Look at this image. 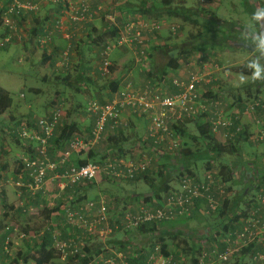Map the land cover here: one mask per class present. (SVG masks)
<instances>
[{"label": "built area", "instance_id": "built-area-1", "mask_svg": "<svg viewBox=\"0 0 264 264\" xmlns=\"http://www.w3.org/2000/svg\"><path fill=\"white\" fill-rule=\"evenodd\" d=\"M42 1L63 4L73 24L92 20L95 15L102 12L101 7L93 10L87 0H81L78 6L69 5L68 0ZM21 10L36 11L37 5L20 0H8L1 16L3 26L9 27L12 35L18 39L20 38L11 15L18 14ZM105 18L109 23L116 25L115 16L112 14H106ZM155 27L158 29L157 26ZM54 28L63 32V22L56 21ZM172 29L174 31V28ZM64 36L68 37L67 34ZM115 36L114 41L106 43L100 51L102 59L100 72L103 76L111 72L113 63L109 57L112 50L126 44L136 43L142 46L134 62L143 69L149 67L150 59L144 49L145 39L135 23L127 21L123 27L118 28ZM9 42L8 36L1 41V44L3 46ZM37 43L40 48L53 43L51 32L38 35ZM70 55L71 45L69 44L59 55V65L62 69L69 68ZM186 65H191V62L188 61ZM206 68L204 67V70ZM213 68H217V65H213ZM213 80V72L192 70L187 77L172 78V85L176 92L171 94H165L157 88L159 83L155 81H148L140 88L128 83L123 88L111 92V98L104 103L89 102L86 112L92 118L93 125L88 138L78 133L73 134L64 142L65 148L56 150L53 157L49 153V142L61 125L62 109H53L49 115L39 118H36L34 114L25 117L22 121L11 125L10 131L4 130L23 141L25 146L36 143L32 154L19 158L21 171L13 184L16 188L36 196L45 190L47 183H58L64 186L101 180L122 183L143 176L150 169V160L143 155L137 161L106 158L100 163L89 161L82 166L71 159V156L75 155L77 161L85 160L86 158H82V155L87 154L96 143L105 139L108 129L112 133L125 130L128 123L123 117L127 114L139 115L148 120L146 137L143 140L149 145L151 152L156 153L155 159L178 156L182 143L175 132V126L179 127L183 123L190 122L198 115H205L204 119L208 122L211 133L222 144L233 142L242 136L245 131L243 124L245 116L255 125L254 132L250 133L249 141L264 142V100L258 97L245 101L242 108L238 107L239 109L233 108L222 95L217 99L207 100L204 98L206 91L203 89ZM241 169V167L234 168L235 179L240 178L239 170ZM247 171L246 178L256 185V190L251 195L254 200L253 205L248 209L247 215L240 219L238 227L230 231L224 239V249L213 251L214 263L227 264L243 250L252 247L250 253L252 264H264V180L262 178L264 175L261 169L253 166H248ZM179 182L180 184L170 190L162 200L158 201L156 197H153L150 205H144L135 212L126 211L114 227L110 225L109 203L102 196L77 202L79 205L76 209H67L64 215L66 223L83 231L87 237L106 240L114 231L137 233L146 224L158 225L177 216L189 217L197 202H201L207 212H215L224 199L228 198L226 186L221 182L217 172L204 173L200 180L184 174ZM51 238L52 249L61 262L66 263L74 259L76 260L74 262L79 263V259L86 256V246L83 243L64 239L60 231L51 233ZM88 264H128V261L121 252H113L100 255ZM144 264H173V261L171 257H166L162 253L161 246L157 244Z\"/></svg>", "mask_w": 264, "mask_h": 264}, {"label": "crops", "instance_id": "crops-1", "mask_svg": "<svg viewBox=\"0 0 264 264\" xmlns=\"http://www.w3.org/2000/svg\"><path fill=\"white\" fill-rule=\"evenodd\" d=\"M7 1L8 0H3L4 4H2V6L7 4ZM21 1L36 4L37 10L23 14V16L18 20L20 21L19 24L21 26L23 37L20 40L15 39L13 44H21L22 49L24 50V56L26 54L27 57L26 61L32 66L35 65L34 58L37 54V48L41 54L40 63L45 69L47 68V71L52 69V74H55L54 71H64V69L59 68V55L69 44L71 45L69 67L72 62H77L78 60L82 63H84V61L90 63V52L95 53L96 57L99 58L100 49L106 43L110 42L109 40L113 35L111 33H115L116 35L118 33V28L123 27L124 24L129 21L135 23L143 33L145 39L144 49L147 57L150 59V64L147 69H143L142 66L137 64L141 67V69L136 68L137 71L134 70L132 73L130 69H132L133 66L126 65V63L128 61L131 63V60L136 58L137 52L143 47L136 43L122 46L119 49L121 51L114 54V58L111 60L113 66L120 68L122 75L125 74L124 78H122L123 80L118 82L117 90L121 89V83L124 82L123 87L130 83L124 81L125 79L127 80L126 77L129 76V80L132 81L131 84H133L136 88H140V86L144 85L145 82L155 81L159 83L157 88H160L165 94H171L175 93V88L172 85V78H184L188 76V73L191 70H203L213 72L214 80L212 84H209L211 85L210 88L212 91L222 95L228 103L231 100L233 101V99L235 101L239 95H248V92H250L248 87L243 90L242 86H238L241 81V78L238 75L244 74L241 71H238V68L250 67L249 64H243V61H245L247 57L244 58L239 52L243 49V46H247L253 42L250 37L245 35L244 23H240L239 26H229L223 18H218L217 20H219V22H217V24L207 22L202 26L203 34L200 36L199 40L200 44L204 43L203 45L196 44L194 36L190 35L189 40L180 46V43L178 44V41L175 40L176 36L174 33L172 35L171 31L173 29H169L171 19L168 18H174L176 16L171 17L165 13L164 0H87L93 10L98 7H102L103 10L99 15H95L92 20L85 21L82 24H73L70 22L68 13L62 4L45 3L42 0ZM80 1L81 0H68V4L78 6ZM171 2L173 6H176V4H174L175 0H171ZM106 14H112L115 16V19L117 20L116 25H113L106 20ZM58 20H61L64 24L63 32L55 30L54 28V25ZM155 26H157L158 29ZM47 31L51 32L53 43L48 44L45 48H40L36 44L35 38L37 35ZM65 34H67L69 38L64 36ZM231 34L236 36L233 38L235 41L240 39L235 42V45H232L231 42L227 40V37ZM3 35L4 33L1 34V38ZM241 37L245 38L241 39ZM191 46L192 50H190ZM248 53L254 55L256 54V51L254 50L252 53L249 51ZM117 58H121V61ZM173 58L177 61V67H174L175 69H169L167 71V76L162 79V73L165 70V67H167V63ZM188 61L191 62V65L189 66L186 65ZM120 63L124 65L122 66ZM213 65H217V68H213ZM82 66L84 67L83 64ZM204 67L207 68L204 70ZM52 74L50 76H53ZM98 74L102 75L100 68L97 66L93 69V74L89 73L86 77H94L93 79H96V77H99ZM47 79L48 77L44 76V80ZM209 85L205 87L206 90L209 89L207 88ZM94 87H96V85ZM101 88H99L100 92H98V95L102 96L104 101H107L111 98L112 91L108 87L102 90ZM38 91L39 93L41 92L40 90H34L33 94L37 96L35 93ZM51 110H53V108L49 107L45 108L43 111H46V114L49 115ZM123 118L129 124V127L127 126V128H131L133 135L140 136V128L142 127V124L144 125L143 136L146 134L148 120L145 117L127 114ZM20 120H18V122ZM250 120H248L249 124L247 120H244L243 124L247 131L252 133L254 132L255 125L251 123L252 121L250 122ZM74 121L77 123L79 128L76 133L88 138L90 129L93 125L92 118L85 120L83 118L76 117ZM65 123H67V120L63 121L62 119L61 125H64ZM11 125L15 124L9 122L7 131H10ZM189 125L194 126L193 124L188 123L186 124V129L182 128L188 132ZM58 129L59 127L56 132H54V136L49 142V153L52 157L54 156L53 153H55L56 150L60 151L59 149H63L66 146L64 143L65 141L61 142L58 140L60 136ZM112 135H115V133L112 134V131L108 129L106 133L107 137H105L106 144L104 148L100 150L98 148L96 149V146H93L87 154L82 155V158L89 160V158L92 157L93 161L96 162L102 160L103 157L106 159L109 155H112L116 158H123V160L126 161L129 156V154H127L128 148H126L127 143H121L119 146H116V149L112 148L111 144L108 143L107 140ZM138 138L139 137H137V139ZM15 140L16 145L20 148V153L13 154L9 145L4 148L7 149L5 151H1L2 149H0V157L4 156L2 162L0 161V185L2 186V193L0 194V264H36L37 255L35 254V251L37 246L42 244V238L47 236V234L51 235L54 231H61L64 223L66 224L64 216L66 210L76 209L78 207L79 203L74 201L72 192L76 193L77 191H80V195L85 197L83 201L97 199L98 196L100 197V194H96V192H88L87 188L90 185L88 186L87 184L89 183L74 186L66 185V187L64 185H57L56 183H47L45 190L36 196H32L26 190L16 188L13 182L16 180V176H18L21 171L19 158L32 154L33 145L25 146L23 143L21 144L17 138ZM131 141H133V143H131V147H134V153H139V151H141L139 148H143L144 146L141 143H134L136 139H132ZM71 159L72 161H77L75 155H72ZM162 161L164 160L162 159ZM108 182L109 181L101 180L90 187L97 189L99 192L105 190L108 185L115 187V189H121L122 196L119 195V198L114 201L109 197L111 194L107 192L108 188L106 193L101 195L102 197H105L109 203L110 225L112 227L117 224L118 219H121L123 214L128 211V209L129 211L135 212L138 208L144 205H150L152 202L146 201V197L152 196V192L145 193L140 189L143 184L147 185L143 179L122 183ZM232 188L233 186L231 187V190ZM68 191L71 192V194L69 195V199L66 201L64 194ZM234 193L233 197L237 194L236 190ZM53 197L58 198L54 200L52 199ZM44 204L45 209L43 215L45 216L46 226L43 232L36 236L33 234L34 232L27 231L29 230L32 222L28 220L29 218H27L25 214L28 211L38 208V206H43ZM214 217L215 216H210L209 214L204 213V211L202 212L201 209L198 211L194 210L191 216L179 217L177 218L178 220H174L175 223H170V226L161 227L160 231H164L167 238L171 236L181 237L184 241L181 244L182 248L179 250L183 251L185 249L190 252L193 250V245H195L194 243L197 242V239L192 236H195V232L197 231L200 236L204 230L203 228L210 226L211 223L209 221H214ZM21 226L23 227L21 228ZM59 226H61V228H59L60 230L57 229ZM20 230H22L23 233H20ZM61 233H63L62 237L64 239H72L83 243L86 246V250L89 252V256H92L93 259L100 255H108L114 251L121 252L124 256L132 259L137 249V246H134L135 244H133V240L130 236L134 233L115 231L106 240H102L97 237H87L83 231L71 226L66 228L65 233ZM135 234L139 235V233ZM189 234H191L193 244L188 242ZM27 239H32L34 241L30 244L31 241L28 242ZM23 243L27 245V248L23 246ZM167 244V250L171 253L170 256L173 258L174 264H178L176 261V252L173 250L174 247L171 244L169 245V242H167ZM131 249L132 252L130 251ZM33 256L35 257L34 261L30 258ZM248 256L250 257V255ZM241 258L243 260V257ZM55 261L61 263L57 257V259L51 261L49 264H53ZM68 262L70 263L69 260L66 263ZM130 264L138 263H134V261L130 260Z\"/></svg>", "mask_w": 264, "mask_h": 264}, {"label": "rangeland", "instance_id": "rangeland-1", "mask_svg": "<svg viewBox=\"0 0 264 264\" xmlns=\"http://www.w3.org/2000/svg\"><path fill=\"white\" fill-rule=\"evenodd\" d=\"M3 0H0V11H2V6ZM174 4H176V6H185L186 8H196L201 12L200 16H202V18H197L196 16H191V20H184L182 17H174V18H168L171 19V22L169 23V29L174 28V31L172 30V35L174 33V35L176 36L175 40L178 41V44L180 43L183 44L184 42H186L187 40H189L190 35L193 36H197V35H202V26L205 25L208 20L207 19H211L213 16L217 17L214 20H210V22L208 23H216L219 22V20H217L218 18H223V20H225L229 26H239L240 23L241 24H247L250 19H251V14L258 8H262V6L264 5V0H175ZM101 9L103 10V8L101 7ZM117 22V20H116ZM197 22V23H196ZM222 22V21H221ZM223 23V22H222ZM161 25V24H160ZM208 28V27H207ZM256 29H257V25H256ZM4 33V26L3 24H0V88L5 89L6 91H8L12 97L13 103L11 108L2 116H0V149H2L1 151H5L7 149H4L7 147V145H9L11 151L13 154L16 153H20V148L16 145V138L13 135H10L8 133H6L5 131L8 128V123H18V120L21 119V121L26 117H30V115H35L36 118L42 117V116H46L48 114H46V111L44 112L43 110L45 108H53V109H62L63 112V121L67 120V116L69 113V115L75 120V118H83L85 120H87L88 118H90V116L86 113L87 107H88V103L91 101H104L103 97L98 95L100 92L99 88H101L102 86H107L110 82V79L116 80L119 82L121 80H123L122 78H124V75H122L120 68L113 66V73L107 76H103V75H99V77H96V79H93L94 77H90L93 80H95V85L96 87L92 86V85H87L86 83L80 84L81 86H83L82 88L80 87L81 91H77L76 89L79 88L78 82H77V75L81 73L82 71V64L84 65L83 68H89V70L86 71L85 75H88L89 73L93 74V69H95V67H99L100 65V59L96 57L95 53L90 52L89 54V58H90V63L84 61V63H82L81 61H77V62H72L71 66L64 71L58 70L57 72L54 71L55 74H52L53 72L51 71L52 69H49L48 71L42 66V64L40 63V59H41V54L39 53L38 49L36 48V56L34 58V63L35 65L32 66L30 65L27 61H26V54L24 56V50L22 49L21 44H11L8 45L6 48H2V38H1V34ZM176 33V34H175ZM112 37L110 38V42H112ZM35 42H36V38H35ZM248 46H243V49H241V51L239 53H241V55L246 58L245 61H243V64H249L252 61L257 60L256 54L251 55L250 53H248L249 51H247ZM121 50L114 48L112 50V52L110 53V60H113L114 58V54H117L118 52H120ZM239 57V55H238ZM118 60L121 61V58H117ZM125 59V58H124ZM21 61V62H19ZM123 61V59H122ZM124 62V61H123ZM125 63V62H124ZM122 66L124 64L120 63ZM126 65H131L133 66L132 69H130V71L133 73V71H137L136 68H140L137 64H135L134 62V58L133 60H131V63L128 61L126 63ZM60 66V65H59ZM57 66V67H59ZM121 67V66H120ZM61 68V67H59ZM252 68V67H251ZM62 69V68H61ZM117 69V70H115ZM92 70V71H91ZM192 71V70H191ZM197 71V70H196ZM201 71V70H200ZM203 71V70H202ZM255 71V69H254ZM53 76H50V75ZM44 76H47L48 79L44 80ZM62 76L66 77L68 76L70 79L68 80L69 82H64L62 81ZM94 76V75H93ZM110 76V77H109ZM241 78L240 81V85L238 86H242V89L245 90L247 87L249 88V90L252 92L253 95H255V85H254V77L253 76H248L246 74H239L238 75ZM127 80L125 79V82H130L132 83V81L129 80V76L126 77ZM148 81V80H147ZM71 85H70V84ZM124 83V82H123ZM123 83H121V88L123 87ZM146 83V82H145ZM101 86V87H99ZM206 87V86H205ZM204 87L203 91H206V88ZM84 88V89H83ZM33 90H40L41 92L39 93V91L36 93L37 96H35L33 94ZM247 97V95L244 94V97ZM263 100H264V94H262V96H260ZM234 101V99H233ZM232 100L230 101L233 108H242L241 104H238L233 102ZM248 101V100H246ZM229 102V103H230ZM233 102V103H232ZM30 108V109H29ZM238 108V109H239ZM53 110H51L52 112ZM50 112V113H51ZM79 114V116H78ZM33 117V116H32ZM90 120V119H89ZM248 121L249 119L245 116L243 118V121ZM251 122V120H250ZM252 123V122H251ZM188 124V122L186 123ZM249 124V121H248ZM148 125V123H147ZM147 128V126H146ZM189 136H193L194 134H197L196 129L194 126H190L189 125ZM5 130V131H4ZM129 130V132H128ZM125 134H127L129 141L126 142V148H128V153L129 156L127 158L126 161H137L139 158L142 157V155L144 157H146V159L150 160L149 163V172H154L155 169L157 170V168H160L161 164H162V159L165 161V158H159V159H155L156 153L151 152V149L149 147V145L145 144L143 145V148H139L141 151H139V153H134V147H131V143H133V141H131L132 139H136L137 143L140 144L138 142L137 137L143 139L145 137L144 134V125L142 124V127L140 128V136H135L133 135V133L131 132V128L126 129ZM113 134V133H112ZM116 134V133H115ZM180 139H181V143H182V147L181 150L184 148L183 143L185 141L184 144H188V146H190L191 148H199V150H201L203 148V142L202 141H198V142H193L192 139L187 138L186 137H182L180 134H178ZM105 137H107L105 135ZM20 143L22 144L23 141L19 140ZM135 143V142H134ZM106 144V140L103 138L100 142L96 143L94 146H96V149H100L102 150L104 148ZM31 145H33V147L36 145L35 142L31 143ZM93 148V147H92ZM91 148V149H92ZM130 149V150H129ZM138 150V149H137ZM116 154V153H115ZM141 154V155H140ZM241 160L240 162H237V168L241 167L242 165H240V163L242 162L243 164H247L249 167L253 166L257 169H261L262 174L264 175V142L262 143H252L251 141L243 143L242 147H241ZM4 156L0 157V161L2 162ZM170 157V156H169ZM108 158H116L115 156L109 155ZM120 158V157H119ZM116 158V159H119ZM171 159L169 160V164L170 165H177L176 162L173 160L175 157L171 156ZM227 159H230L231 157H227ZM224 159L223 161H227V159ZM121 159V158H120ZM123 159V158H122ZM103 160H99L98 162H101ZM232 162L235 161L234 157L231 160ZM20 162V161H19ZM97 162V161H96ZM201 165V164H200ZM212 172H217V170L219 169L218 166L216 165V167L214 166V168H212ZM195 173H197L198 175H203L205 173V170L203 168V166H201ZM170 179L172 180L171 182V186L175 187L178 185V181H176L174 176H171ZM127 182V181H125ZM63 183H65V181H63ZM110 183V181L108 182ZM58 185V183H56ZM109 186V185H108ZM106 187L105 190L99 192L97 189H94L93 187H88L87 191L88 192H96V194H100L104 195V193H106V190L109 194H111V196H109L111 199L116 200L117 198H119V195L122 196V192L121 189H118L113 186H109ZM226 186V185H225ZM66 187V186H65ZM86 187V186H85ZM142 190V192L145 193H151V188L148 185L143 184L140 188ZM242 189V185L241 184H235L232 188V190H230L227 193V197L231 198L233 197V195L235 194L234 191L236 190V193L239 192ZM86 191V192H87ZM254 191L250 192V196L253 195ZM71 194V192H65L64 194V198L69 199V195ZM74 196V201L77 202L79 200H83L85 199L84 196L80 195V191H77L76 193H73ZM238 194V193H237ZM55 195V194H54ZM118 195V196H117ZM106 196V195H105ZM231 196V197H230ZM99 197V196H98ZM108 197V196H106ZM252 197V196H251ZM58 197H53L52 199L56 200ZM79 199V200H76ZM253 199V198H252ZM112 201V202H113ZM119 202V201H117ZM115 203V202H113ZM45 204L43 206H38V208H35L32 211H28L25 216H27V218H29L28 220L30 222H32V224L30 225L29 230H27L28 232L32 231L34 232L33 234L38 236L39 234H41V232H43V230L45 229L46 226V221H45V216L43 215L44 212V208ZM250 207V206H249ZM246 204L243 205V209L248 210L249 208ZM129 211V209H128ZM178 220V219H177ZM175 223L174 220L170 221V222H166L163 223V226H170V223ZM23 226H21L22 228ZM69 227V225L66 223H64V225L59 226L57 229L61 228L60 232H64L66 228ZM72 227V226H71ZM54 229V228H53ZM71 229V228H68ZM60 230V229H59ZM20 233H23L22 230H20ZM133 233V232H130ZM200 233V232H199ZM31 234V235H33ZM63 234V233H62ZM123 234V233H121ZM30 235V234H28ZM132 240H133V244L136 245H140L141 247L144 248H149L150 247V243L151 241L144 236L141 235H137V234H131L130 235ZM167 242H169V245L171 244L174 248V252H177L179 254L178 256V264H191V259L190 257H186V255L182 254L185 253L184 250L181 251L179 250L181 247V244L183 243L184 240H182L181 237H168L166 238ZM97 240V239H95ZM110 240V239H109ZM28 242L33 243L34 240L32 239H27ZM23 246L27 248V245H25L23 243ZM214 246V245H213ZM132 252V249L130 250ZM213 251H217V250H213L211 249L210 251H208V253H206V255H202L201 259V264H220L215 262L214 263V258H213ZM130 252V253H131ZM182 252V253H181ZM242 254L240 253L238 255V258H234L232 259L229 263L227 264H252L251 262V258L248 256L250 254H248L247 256H241ZM243 257V260L241 261V257ZM32 258V260L34 261V256L30 257ZM70 263H65V264H78L76 262H74L72 259L69 260ZM61 262V261H60ZM53 264H64V263H58L57 261H55V263Z\"/></svg>", "mask_w": 264, "mask_h": 264}, {"label": "trees", "instance_id": "trees-1", "mask_svg": "<svg viewBox=\"0 0 264 264\" xmlns=\"http://www.w3.org/2000/svg\"><path fill=\"white\" fill-rule=\"evenodd\" d=\"M164 4H165L164 7L166 11L165 13H167L171 17L179 16V17H182L186 21L191 20L192 15L196 16L198 19L202 18V16H200L201 15L200 13L203 11H200L198 9L186 8L185 6H173L171 0H164ZM262 7H264V5ZM3 10H5V6H3L2 11H0V24H3L2 19H1ZM28 12H31V11H28ZM25 13L27 12H25L24 10H21L18 14L13 13L11 15V19L15 27L17 28V34L20 39H22L23 35L21 32V26L19 24L20 21L18 20ZM214 19H216V17H212L211 19L209 18L207 20L209 22L210 20L212 21ZM256 30L264 31V27L257 25ZM11 32L12 30L9 27H4V35L2 37V40H4V38H7L9 36L10 42L3 45L2 48H6L8 45H11L15 41V39H18V37H14ZM45 33H50V32L47 31L39 35H43ZM111 34H113L112 41H114L115 33H111ZM37 37L38 35L36 36V44L38 45ZM234 37L236 36L233 34L227 37L228 38L227 40L231 42L232 45H235V42L240 40L238 39L237 41H235L233 39ZM199 39H200V35L194 36L195 43L198 45H203L204 43L200 44ZM247 46H248L247 50L250 51L251 53L255 50L253 42L251 44H248ZM115 48L120 49L121 47H115ZM190 50H192V46ZM256 57H258L257 52H256ZM99 59H100V52H99ZM100 60L102 62V59ZM101 62H100L99 68L102 65ZM260 63L264 64V59H261ZM177 65L178 64L175 58L170 60L167 63V67H165V70L162 73V79H164L167 76V73H168L167 71L169 69L171 68L175 69L174 67H177ZM87 70H89V68H83L82 66L81 73L76 76L77 82L79 85V88L76 89L77 91H81L80 87L82 88L83 86H81L80 84H82V82L86 83L87 85H92V86L95 84L94 80H92L89 77H86L85 73ZM112 71H113V66L111 67L110 76H111ZM238 71H241L242 73L248 76H253L254 81H255L254 85L256 88L255 95H253L252 92L250 91L248 92L247 97L246 96L244 97V95H239L238 98L235 99V102L238 104H241V107H242V105L245 103L246 100L258 98L262 96V94H264V76L257 77L256 75H254V68H251V67H240L238 68ZM62 79H63L62 81L64 82H69L68 80L70 78L66 76V77H62ZM118 82L119 81L110 79L109 84L106 87L102 86L101 90L108 87L110 88L112 92H115L117 90ZM212 83L213 81L210 84ZM210 86L211 85L207 87L209 89L206 90V93L204 94V98L207 100L217 99L218 96H220L219 93L212 91ZM175 92H176V89H175ZM96 102L104 103L105 101H96ZM12 103H13V100H12L10 93L6 91L5 89L0 88V116L5 114L11 108ZM67 114H68L67 123H65L64 125H60L58 129L60 132V136L58 140L61 142L68 140L70 136H72L79 130L77 123L69 115V113ZM204 117L205 115L203 116L198 115L196 116L195 119L188 122L190 124H193L196 129L197 134H194L193 136H189L190 133L183 129L186 127V123H183L179 127L175 126V132L177 134H180L182 137L187 136V138L192 139L194 143L198 141H202L203 148L201 150L195 147L191 148L190 146H188V144H184L185 143L184 141L183 143L184 148L180 151L178 156L177 157L175 156V158L173 159L177 165L175 164L170 165L169 160L171 158L170 157L165 158V161H162L160 168H157V170L155 169L154 172L152 171L149 173L146 172L143 176L138 177L134 180V181H137V180L143 179L146 182V184L151 188L152 196L146 197V201H152L153 197H157L158 201L162 200L170 190L174 189V187L171 186V182H172V180L170 179L171 176L175 177L176 181H178V185L180 184L179 181L184 174L190 177H194L197 180L202 179V175H198L197 173H195L201 166H203L205 173L212 171L213 170L212 168H214V166L215 167L216 165L218 166L219 169L217 170V175L221 178V182H223L224 185H226L225 189L227 193L231 190V187L235 185L234 183H239L242 185V189L239 192H237L238 194H236V196L232 198H225L221 206L215 212H207L206 210H204L201 202H197V204L193 208L190 216L192 215L194 210L198 211L199 209H201L202 212L204 211V213H207L210 216L212 215L215 217L213 219L214 220L213 222L212 220L209 221L211 223L209 227L203 228L204 230L202 234H200L201 237L198 235L197 233L198 231L195 232V236H192L197 239V242L194 243L195 245H193V250L188 252L187 250L184 249L185 253L181 252L182 254L186 255V257H190L191 264H200V258H202V255L204 253H208V251H210L211 249L217 250V251H222L224 249V239L228 236L230 231H234L238 227L240 219L247 215L248 210H245L242 207L244 204H246L248 207L250 206L248 209L252 207L254 200L252 199L253 197L250 196V192L256 190V185L253 183V181H251L249 178H246L247 176L246 174L248 172L247 164L245 165L242 162L240 163V165H242V169L239 170L240 171L239 179H235L233 176L234 168L237 169V162L238 161L240 162L241 157H242V154H241L242 144L249 142L250 133L247 131L246 128H244L245 131L242 134V136H240L233 142L222 144L218 142L216 138H214L213 134L211 133V128L208 122L205 121ZM128 127H129V124H128ZM126 129L128 128L126 127ZM125 130H120L115 135H112L107 139L108 143L111 144L112 148L116 149V146H119L121 143H126L129 141L127 134H125L124 132ZM146 132H147V128H146ZM143 139L138 138V142L141 143L142 145H145V141ZM136 142L137 141H135V143ZM226 156L231 157V158L227 159ZM233 157L235 159L234 162L231 161ZM225 158L227 159V161H223ZM102 160H104V157ZM89 161L93 163H100L98 161L97 162L93 161L92 157H90L89 160L85 159L83 161H76V162L80 166H82V165H85ZM262 178L264 180V176H262ZM95 184L96 182L89 183L87 185L91 186ZM83 200L81 199L77 202H81ZM179 217H182V216H177L172 220H175ZM172 220L164 221L158 225L146 224L143 227H141L137 233H139V235L141 236L147 237L151 241L150 247L143 248L140 245H136L137 246L136 250H139V251H136L137 254L135 255V257L133 256L132 259H129V257H127L128 264H130V260L138 264H142L143 262L145 263L147 256L152 251L154 246L157 244L161 246V251L166 257H171L170 256L171 253L167 250L168 248L167 239H166L167 235L166 233H164V231H160V229L161 227H163V223L170 222ZM219 220H222V221H219ZM217 221H219L220 223ZM127 233H130V232H127ZM173 237H177V236H173ZM188 237H189L188 242H190V244H193L191 234H189ZM251 248L252 247L243 250L241 252L242 254L241 256L250 254ZM114 252L118 253V251H114ZM85 253H86V256L82 259H79L78 264H88L89 262L93 260V257L89 256V252L86 250V248H85ZM35 254L37 255L36 264H49L51 261L57 259L55 252L52 249V238L50 234H47V236L42 238V244L37 246ZM175 254L177 257L176 261H178L179 254L177 252ZM235 258H238V256H236ZM73 261H76V260L73 259ZM172 261H173V258H172Z\"/></svg>", "mask_w": 264, "mask_h": 264}, {"label": "clouds", "instance_id": "clouds-1", "mask_svg": "<svg viewBox=\"0 0 264 264\" xmlns=\"http://www.w3.org/2000/svg\"><path fill=\"white\" fill-rule=\"evenodd\" d=\"M256 25L264 27V7L256 9L251 14L250 21L245 24L244 32L247 37L253 41L254 49L258 53L257 60L250 63V67L254 68V75L257 77L264 76V64L260 63L264 59V31H257ZM245 37H241L244 39Z\"/></svg>", "mask_w": 264, "mask_h": 264}]
</instances>
